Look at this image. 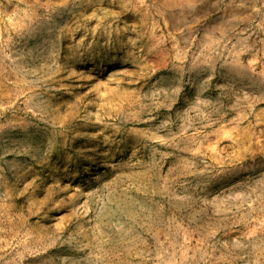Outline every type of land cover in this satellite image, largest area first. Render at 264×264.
<instances>
[{"label":"rangeland","instance_id":"374dc122","mask_svg":"<svg viewBox=\"0 0 264 264\" xmlns=\"http://www.w3.org/2000/svg\"><path fill=\"white\" fill-rule=\"evenodd\" d=\"M0 264H264V0H0Z\"/></svg>","mask_w":264,"mask_h":264}]
</instances>
